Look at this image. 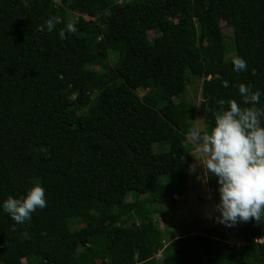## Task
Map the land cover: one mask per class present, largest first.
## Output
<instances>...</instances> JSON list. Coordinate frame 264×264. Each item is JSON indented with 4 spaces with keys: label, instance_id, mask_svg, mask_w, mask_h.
Masks as SVG:
<instances>
[{
    "label": "trees",
    "instance_id": "1",
    "mask_svg": "<svg viewBox=\"0 0 264 264\" xmlns=\"http://www.w3.org/2000/svg\"><path fill=\"white\" fill-rule=\"evenodd\" d=\"M190 77L209 131L217 100L250 106L242 83L264 109V0H0V264H154L161 250L158 264H264V223H238L231 244L162 230L149 210L189 190ZM34 183L47 207L17 223L3 203Z\"/></svg>",
    "mask_w": 264,
    "mask_h": 264
},
{
    "label": "clouds",
    "instance_id": "2",
    "mask_svg": "<svg viewBox=\"0 0 264 264\" xmlns=\"http://www.w3.org/2000/svg\"><path fill=\"white\" fill-rule=\"evenodd\" d=\"M56 23L58 18L50 16L45 21L47 31L52 32ZM65 31L75 33L77 28L69 22L61 35ZM232 64L237 72L247 70L246 61L239 56L232 58ZM252 74L256 75L255 69ZM239 93L243 104L250 106L241 107L236 100H228L225 107L226 101L219 99V109L213 113L214 127L209 131L204 124L193 125L187 132L195 163L205 177L212 174L218 180L220 200L213 207L220 214L216 222L227 227L253 219L257 224L264 223V109L255 107L261 92L242 83ZM45 207V189L39 183H34L26 196L10 195L3 203V210L20 224Z\"/></svg>",
    "mask_w": 264,
    "mask_h": 264
},
{
    "label": "rangeland",
    "instance_id": "3",
    "mask_svg": "<svg viewBox=\"0 0 264 264\" xmlns=\"http://www.w3.org/2000/svg\"><path fill=\"white\" fill-rule=\"evenodd\" d=\"M130 1L132 0H115V2L121 4ZM86 19H88V17H86ZM221 26L226 35L228 49L231 52L234 50L231 22L229 20H223L221 21ZM153 35V33H150V37H153ZM212 72L213 76L217 74L216 67L213 68ZM202 82L203 81L198 78L190 77L186 95L184 96L185 101L194 105L199 112L194 125H205L204 118L200 113ZM187 144L190 149L189 157L192 159V171L188 181L189 190L185 195H177V197H175L178 201L177 204H173L168 199H158L154 202V205L150 206L149 210L152 209L154 211V218L162 230H183L185 232L198 234L216 229L224 232L231 244H241L242 240L238 234L237 225L227 227L224 224L216 222V216L220 214L214 211L213 206L219 201L210 190L208 182L205 183L208 176L212 174L206 177L203 175V169L197 166L190 153L194 151V146L189 142ZM156 145L154 146V150L158 152L160 148ZM162 258L163 251L161 250L153 258L154 264H158ZM24 264H27V262L24 261Z\"/></svg>",
    "mask_w": 264,
    "mask_h": 264
},
{
    "label": "built area",
    "instance_id": "4",
    "mask_svg": "<svg viewBox=\"0 0 264 264\" xmlns=\"http://www.w3.org/2000/svg\"><path fill=\"white\" fill-rule=\"evenodd\" d=\"M261 241H264V240H261ZM261 241H260V242H261Z\"/></svg>",
    "mask_w": 264,
    "mask_h": 264
}]
</instances>
